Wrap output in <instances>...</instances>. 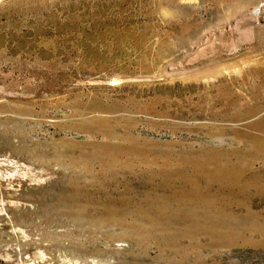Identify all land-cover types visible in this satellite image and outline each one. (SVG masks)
Instances as JSON below:
<instances>
[{
    "label": "rangeland",
    "instance_id": "obj_1",
    "mask_svg": "<svg viewBox=\"0 0 264 264\" xmlns=\"http://www.w3.org/2000/svg\"><path fill=\"white\" fill-rule=\"evenodd\" d=\"M0 264H264V0H0Z\"/></svg>",
    "mask_w": 264,
    "mask_h": 264
}]
</instances>
